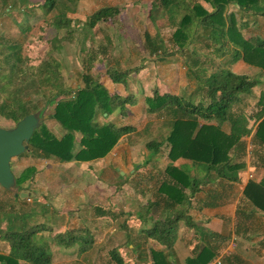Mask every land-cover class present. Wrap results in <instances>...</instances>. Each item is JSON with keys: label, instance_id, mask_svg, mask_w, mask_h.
Masks as SVG:
<instances>
[{"label": "trees", "instance_id": "trees-1", "mask_svg": "<svg viewBox=\"0 0 264 264\" xmlns=\"http://www.w3.org/2000/svg\"><path fill=\"white\" fill-rule=\"evenodd\" d=\"M57 1L19 0L18 4L15 0L8 5L5 0L2 2V14H9L14 8L23 14L21 29L29 27L28 15L36 14L29 12L28 8L35 7L43 12L45 23L53 27L54 33L48 39L49 50L46 56L35 65L29 63L28 57L22 53L21 42L0 41V75L5 71L8 73V79L0 87V92L14 89L18 94L16 101L14 100V108H7L5 102H0V116L16 122L28 113L39 110L43 113L48 110V117L34 130L28 149L17 157L30 155L37 160L93 161L105 156L124 134L134 131L133 125L118 124L115 120L126 117L128 106L136 104L137 97L131 92L125 95L110 92L99 78L88 72L81 73L82 84L70 85L64 76L62 62L52 53L59 50L63 42L74 40L79 42L81 52L86 51L88 46L85 48L84 42L98 23L116 20L124 8L103 6L84 18L69 16V8H60L50 19L46 18V15L55 10ZM159 1L164 8L173 9L178 20L168 39L159 35L151 37L145 32V46L160 60H164L166 55L181 54L187 74L196 85L192 91L178 94L160 93L158 89H153L144 98L148 121L143 133L149 132L153 123L158 120L163 130L158 139L152 138L145 142L151 153L150 157L159 151L164 140L170 146L167 158L171 163L166 165L164 172L167 177L158 192L170 202L178 203L184 200L182 187L186 186L185 183L191 186L192 193L198 189L194 186L200 181L174 165L175 160L188 159L193 164L201 165L207 173L213 171L229 181L237 180V172L245 164V143L239 136L224 130L223 124L235 122V116L253 96V88L264 75V35L254 33L246 36L242 30L248 24L243 18L241 21L237 20L233 12L227 13V7H238L243 11V17L248 14L264 18V0H190L193 1L190 5L185 4L184 0ZM22 4L26 6L23 7ZM179 4L184 7V12L178 8ZM154 7L151 6V14ZM167 24L169 25L168 22ZM2 38L0 34V40ZM195 41H202L201 48L208 51L201 57H195L197 54L189 56L185 62L187 52H197V48H189ZM98 60L102 61L89 52L83 61L91 71ZM237 60L257 68L258 72L252 76L235 73L230 67ZM143 68V64L121 70L108 66L105 73L113 83L127 87L129 76L137 74ZM31 88L38 93L39 99L36 101L40 100L41 104L30 101L28 89ZM194 95L198 98L196 101L193 100ZM47 119L59 125L58 134L49 128ZM254 135L264 145V117L257 123ZM147 163L148 160H144L142 164ZM37 169L35 164H28L15 173L17 197L23 191H30ZM204 179L205 176L202 181ZM174 194L177 196H173ZM244 194L264 212V179L261 184L249 182ZM176 209L175 215L156 221L147 232V237L165 245L162 250L151 251L150 264H178L173 245L182 209ZM187 226L194 228L200 244L193 248L195 253L187 258L186 263L207 264L217 255L218 244L213 245L207 241L213 232L192 222L189 217ZM36 230V226L24 224L20 229L0 226V240L8 247L7 251L0 252V264H22L21 261L50 264L51 251L33 239ZM59 240L63 243L62 238ZM110 257L114 264H124L115 250L110 252Z\"/></svg>", "mask_w": 264, "mask_h": 264}, {"label": "crops", "instance_id": "crops-1", "mask_svg": "<svg viewBox=\"0 0 264 264\" xmlns=\"http://www.w3.org/2000/svg\"><path fill=\"white\" fill-rule=\"evenodd\" d=\"M110 1L112 0H103L100 7L116 6L115 2L110 3ZM126 11L125 8L124 12ZM259 19L263 18L259 17ZM251 32L249 31V34ZM251 67L242 60H237L230 69L235 73L252 76L258 71L252 70ZM183 74L185 78L183 84L172 80L162 85L158 89L159 92L178 94L192 91L194 88L188 89V83L192 79H188L190 76L187 72ZM109 81L114 84L110 79ZM107 82L105 81L104 85L109 89ZM110 92L121 94L118 90ZM252 94L253 96L245 102L242 111L235 116V122L223 124V129L229 133L234 134L239 130L240 132L235 135L245 143L246 156H242L245 164L237 172V180L229 181L217 176L213 171L207 173L201 165L179 158L173 164L200 181L194 186L198 189L192 193H190L191 186L185 183L186 186L182 187L185 193L182 202H170L158 192L167 177L164 172L166 165L171 163L167 158L170 146L164 140L159 151L150 157L151 153L140 143L148 118L145 102L142 100L141 103L140 96L136 94L137 103L128 106L125 119L115 120L118 124L127 123L134 127V131L124 134L119 139L120 141L125 139L129 148L131 162L129 161L128 164H123V157L127 156L123 154L125 149H122V154L116 151V145L122 146L120 141L101 158L108 160L106 167L104 165L100 167L102 165L100 158L98 161L96 159L88 162L31 158L32 161L23 164V167L35 164L38 169L30 191H23L27 195L20 196V199H23L14 202L24 203L25 223L30 227H37L33 239L51 251L50 264H114L110 257L112 250L122 257L124 264H150L151 251L162 250L165 245L152 237H147V232L156 221L175 215L176 207L182 209L176 225L173 245L174 257L178 264H187V258L195 253L193 248L200 244L194 228L187 226V217L213 232L207 241L213 245L218 244L216 256L221 257V264H256L250 260L253 257L257 260L261 258L260 264H264V212L244 194L249 182L261 184L264 179V145L254 135L257 123L264 117V75L261 76L260 83L253 88ZM197 99L194 95L193 100ZM141 110L144 119L143 123L139 124L140 115L137 116V112ZM141 146L145 151L140 153ZM161 157L165 163L162 168L157 165ZM144 160H148L145 165L142 164ZM81 165L84 169L78 168ZM149 165L151 171L155 173L153 179L150 177L152 181L139 184L130 180L140 166L149 167ZM108 167L109 170L117 172L120 180L108 181L99 178ZM64 171L65 174L69 171L70 175L65 176L62 181L64 186L59 187L61 174L64 175ZM204 176L206 179L202 181ZM80 177L83 179L80 180L81 182L87 183L84 184V188L75 183L76 178L80 179ZM58 188L61 190L59 191ZM126 188L132 192L140 189L141 192L136 193L137 196L131 194L132 196L124 198L126 195L122 191ZM11 192L17 198L18 193L15 196V193ZM43 197L51 198V206L50 203L41 202L40 198ZM59 238H62L63 243ZM21 262L29 264L26 261Z\"/></svg>", "mask_w": 264, "mask_h": 264}, {"label": "rangeland", "instance_id": "rangeland-1", "mask_svg": "<svg viewBox=\"0 0 264 264\" xmlns=\"http://www.w3.org/2000/svg\"><path fill=\"white\" fill-rule=\"evenodd\" d=\"M5 1V3H7L8 5L15 0ZM31 1L38 0H29V2ZM102 1L103 0H76L74 2V0H58L57 5L55 6V10L46 15V18L50 19L52 17V14L60 8H69V16L84 18L85 16L90 15L94 9H98L101 6ZM2 2L3 0H0V34H2L3 38L0 41L5 42L8 40L10 42H21L22 53L28 57L29 63L34 65L37 64L42 58L46 56L49 50L48 39L51 38L54 33L53 27L47 26L44 21V17H42V11H40L38 8L30 7L32 9L28 8L29 12H34V14L36 15H28L29 27L26 29H21L20 23L23 22V14L15 8L9 11V14L6 12L5 14H2L4 11V4H2ZM17 2L18 4H20L19 0H17ZM113 2L116 3V6L121 7L122 9L124 8L123 10L121 9L123 12L121 13V15H118L117 19L114 21H100L98 23L97 27L92 30L90 37H88L84 42V47L88 46V49H86V51L81 52L79 42L74 40L73 42H63V46L59 50L52 53L62 62L64 76L67 82L72 86L82 84L81 73L88 72L89 74L91 73L92 76L99 78L102 83L108 81L107 84L110 91L118 90L121 92V94H127L128 92H131L133 94H136L137 96H140L141 103L144 101V97L147 94H150V92H152L155 88L160 89V87L166 82L175 80V82L179 81L180 84H183L185 82L183 72H187V67L183 59L184 57L178 53L166 55V57H164V60H160V58H157L154 53H150V48L145 46L144 37V33L148 32L151 37L159 35L165 39H168L171 35V32L175 28V21L178 20L176 12H174L173 9L169 10L164 8L162 5H160L159 0H144V2L141 0H126V2L125 0L124 2L122 0L110 1V3ZM192 2L193 1L190 0H184L185 4L190 5ZM180 4L178 5V8H180L181 11L184 12V7ZM152 5L155 6V9L151 14L150 11ZM24 6L26 5H23V7ZM125 8L127 10L126 12H124ZM230 12H233L235 14V18H237V20L241 21V19L243 18L247 23H249V25L245 26L242 30L246 36L249 35V31H252L250 34L257 33L260 35H264V18L259 19V17L248 14L247 17H243V11L234 5H228L227 13ZM167 22L169 23V25L167 24ZM152 23H154V25ZM202 46V41H195L193 44H191L189 48L195 47L197 48V52L195 54L187 52L185 62L187 61L189 56H195L196 54L197 55L195 57L203 56V54H205V52H207L208 50L205 48H201ZM89 52L97 56L99 59H102V61L99 62L98 60L94 63L91 71L83 61L84 58L87 57ZM141 64L144 65V68L141 69L137 74L132 73L129 76L127 87L123 86L120 83L112 84L105 73V70L108 66L117 67L121 70ZM251 68L252 70L257 71V68ZM7 79V71L2 72L0 75V87L6 83ZM188 79L190 80L191 77ZM188 86V89L191 90L196 85L192 80L189 81ZM28 92H30V101H32L33 103L41 104L40 100L36 101L39 99V97L38 93L33 91V88L28 89ZM17 97L18 94L14 89L2 93L0 92V102H5L7 108H14V100ZM46 113H48L47 109L42 114ZM137 116L140 118L138 120L139 124L143 123L144 113L142 110L140 112H137ZM100 120L102 119L100 118ZM46 123L52 131L57 134L59 133L60 127L57 123H55V121L47 119ZM14 124V120L0 116V126L12 127ZM162 132L163 130L161 129L160 122L158 120L156 123H153L152 128L149 132L147 131L143 134V136H141V139L139 141L146 149L145 142L152 138L158 139L159 135ZM230 132H232L231 129ZM238 132L240 131H235V133ZM120 142L122 143V146L116 145L117 149L116 147L114 149H116L117 152H120V154H122V149H125L123 150L125 151L123 154L127 156L123 157V164L126 165L129 161L131 162V154L125 139L121 140ZM145 149L141 146V151L139 152L141 153L145 151ZM113 152H115V150H113ZM31 158L32 157L30 155L14 157L11 161V167L14 174L18 173L23 168V164L25 165L27 162L32 161ZM100 159H97V161ZM100 164H102L100 165V167H103V165L106 167L108 165V160L101 159ZM164 164V160L161 157L157 165L158 167L162 168L164 167ZM82 166L83 165L78 168L84 169V167ZM151 170L152 169L150 168V165L149 167L140 166L139 170L135 172L133 178H130V180H132V182L134 181L135 183L139 182V184H146L147 182L152 181L151 178L153 179V176H155V173ZM65 172L66 171H64L63 173L64 175L61 174L59 187L64 186L62 181L64 180L65 176L70 175L69 171L66 174ZM99 178H104L108 181H114L115 179L120 180L117 177V172L109 170V167L104 170L103 174H101ZM80 180H83L82 177H80V179L76 178L75 183L84 188V184L87 183L81 182ZM75 183H73V185H75ZM58 190L60 191L61 188H58ZM138 192H141V190L135 189L132 192L131 190L126 188L122 191V193L126 195V197L124 198H128L134 194L135 196H137L136 193L139 194ZM139 197L141 198L142 196ZM41 198L40 200L42 203L49 204L51 201V198L49 197H43V199ZM21 199L20 197L15 198L11 191H6L0 188V226L4 228L6 225H8V227H11L13 229H20L23 227V224L27 225L25 223L26 220L23 209L25 208V206L23 205L24 203L14 202L15 200L20 201ZM49 205L51 206V203ZM171 216L172 215H170L169 217ZM95 248H98L97 244ZM7 249V244L4 241L0 240V252L6 251ZM91 255H93V253H91ZM250 260H252V262L254 261L256 264L261 263V258L257 260L253 257Z\"/></svg>", "mask_w": 264, "mask_h": 264}, {"label": "water", "instance_id": "water-1", "mask_svg": "<svg viewBox=\"0 0 264 264\" xmlns=\"http://www.w3.org/2000/svg\"><path fill=\"white\" fill-rule=\"evenodd\" d=\"M48 114L35 111L24 115L12 127L0 126V186L13 191L15 195H17L15 174L12 171L11 161L28 149V142L34 130L41 125ZM26 195L27 193H20V196Z\"/></svg>", "mask_w": 264, "mask_h": 264}, {"label": "built area", "instance_id": "built-area-1", "mask_svg": "<svg viewBox=\"0 0 264 264\" xmlns=\"http://www.w3.org/2000/svg\"><path fill=\"white\" fill-rule=\"evenodd\" d=\"M221 257L216 256L213 259H211L207 264H221Z\"/></svg>", "mask_w": 264, "mask_h": 264}]
</instances>
